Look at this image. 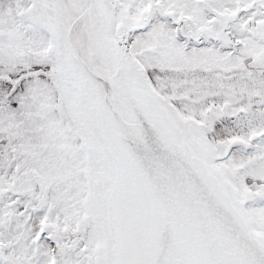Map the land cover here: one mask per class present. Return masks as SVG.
<instances>
[{
	"label": "snow or ice",
	"instance_id": "6c2138e0",
	"mask_svg": "<svg viewBox=\"0 0 264 264\" xmlns=\"http://www.w3.org/2000/svg\"><path fill=\"white\" fill-rule=\"evenodd\" d=\"M0 264H264V0H0Z\"/></svg>",
	"mask_w": 264,
	"mask_h": 264
}]
</instances>
